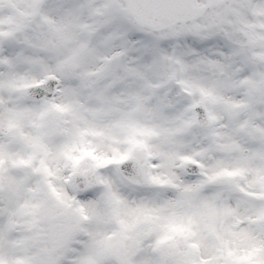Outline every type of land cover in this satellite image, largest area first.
<instances>
[{
  "label": "clouds",
  "instance_id": "clouds-1",
  "mask_svg": "<svg viewBox=\"0 0 264 264\" xmlns=\"http://www.w3.org/2000/svg\"><path fill=\"white\" fill-rule=\"evenodd\" d=\"M0 234L8 264L264 261V0H0Z\"/></svg>",
  "mask_w": 264,
  "mask_h": 264
},
{
  "label": "snow or ice",
  "instance_id": "snow-or-ice-1",
  "mask_svg": "<svg viewBox=\"0 0 264 264\" xmlns=\"http://www.w3.org/2000/svg\"><path fill=\"white\" fill-rule=\"evenodd\" d=\"M21 163H26V161H21ZM37 171H39V169ZM43 195L44 204L46 206L45 224L49 240L57 247L66 246L71 241L77 229L74 216L76 213H83L84 209L74 208L71 199L52 185L48 186V190L44 192ZM0 239H3L2 234H0ZM163 242L164 241L161 240L158 244ZM97 244L103 246L104 249H107L109 246L113 248L120 246L122 249V264H133V258L139 247L140 240L138 238L132 239L124 235L120 236L115 241H110L106 237L98 241ZM261 248H264V244L257 245L253 249V252L260 251ZM98 254L99 249H89L85 251L81 255L79 264H99ZM48 259L49 257H44L45 261ZM0 264H8V261L0 257ZM15 264H23V262L17 261ZM152 264H161V261L154 256ZM176 264H180V262L177 261ZM183 264H189V262L184 261ZM254 264H264V261L257 260Z\"/></svg>",
  "mask_w": 264,
  "mask_h": 264
}]
</instances>
